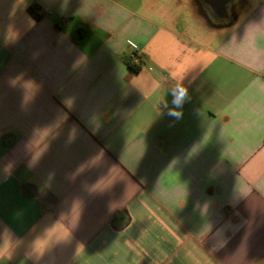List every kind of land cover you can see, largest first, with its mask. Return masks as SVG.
<instances>
[{
	"label": "crops",
	"instance_id": "0c3cea01",
	"mask_svg": "<svg viewBox=\"0 0 264 264\" xmlns=\"http://www.w3.org/2000/svg\"><path fill=\"white\" fill-rule=\"evenodd\" d=\"M199 8L0 0V264H264V0Z\"/></svg>",
	"mask_w": 264,
	"mask_h": 264
},
{
	"label": "flooded vegetation",
	"instance_id": "af4514ba",
	"mask_svg": "<svg viewBox=\"0 0 264 264\" xmlns=\"http://www.w3.org/2000/svg\"><path fill=\"white\" fill-rule=\"evenodd\" d=\"M229 1L226 11H222L219 4ZM244 0H199L200 12L205 16L208 24L213 27H225L233 24L236 13L240 10Z\"/></svg>",
	"mask_w": 264,
	"mask_h": 264
},
{
	"label": "trees",
	"instance_id": "16d2710c",
	"mask_svg": "<svg viewBox=\"0 0 264 264\" xmlns=\"http://www.w3.org/2000/svg\"><path fill=\"white\" fill-rule=\"evenodd\" d=\"M28 11L29 14L37 21L43 19L46 16V12L39 5L36 4L32 5ZM125 63L135 73H139L141 71V63H136L133 56H127L125 58Z\"/></svg>",
	"mask_w": 264,
	"mask_h": 264
},
{
	"label": "clouds",
	"instance_id": "9594fccd",
	"mask_svg": "<svg viewBox=\"0 0 264 264\" xmlns=\"http://www.w3.org/2000/svg\"><path fill=\"white\" fill-rule=\"evenodd\" d=\"M171 95H172V104L174 108H179L182 107L183 103L187 99L188 91L185 87L179 86L172 89ZM169 114L175 115L177 117L180 115L179 112H170Z\"/></svg>",
	"mask_w": 264,
	"mask_h": 264
},
{
	"label": "water",
	"instance_id": "95a60500",
	"mask_svg": "<svg viewBox=\"0 0 264 264\" xmlns=\"http://www.w3.org/2000/svg\"><path fill=\"white\" fill-rule=\"evenodd\" d=\"M231 1L232 0H230V2ZM228 3H229V1H225V2H222L219 4V7L221 8L222 11H224V12L226 11Z\"/></svg>",
	"mask_w": 264,
	"mask_h": 264
},
{
	"label": "built area",
	"instance_id": "2783aa9c",
	"mask_svg": "<svg viewBox=\"0 0 264 264\" xmlns=\"http://www.w3.org/2000/svg\"><path fill=\"white\" fill-rule=\"evenodd\" d=\"M133 58L135 59L136 63H140V59L138 55H134Z\"/></svg>",
	"mask_w": 264,
	"mask_h": 264
}]
</instances>
